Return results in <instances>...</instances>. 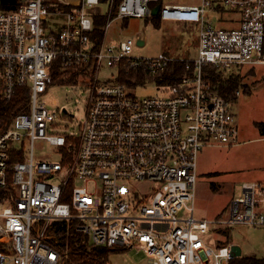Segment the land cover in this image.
<instances>
[{
    "label": "built area",
    "instance_id": "2783aa9c",
    "mask_svg": "<svg viewBox=\"0 0 264 264\" xmlns=\"http://www.w3.org/2000/svg\"><path fill=\"white\" fill-rule=\"evenodd\" d=\"M97 17L107 19L100 42ZM129 18L199 30V51L181 58L186 73L179 81L160 83L178 58L136 56L141 45L133 38L108 43L112 22ZM58 60L66 69L81 67L77 84L90 82L77 131L62 126L74 117L66 107L58 115L45 100ZM104 65L117 70L116 80L99 82ZM259 65L264 0H20L12 10L0 0V102L21 100L0 131V264H64L49 236L57 222L95 247L143 251L150 264H230L240 250L221 238L213 243L208 233L227 225L264 227V184L245 183L219 220L197 219L188 205L201 151L229 147L239 133L231 102L205 71ZM123 72L146 81L121 82ZM153 81L165 95H135ZM242 93L237 89L236 97ZM37 145L49 152L38 154Z\"/></svg>",
    "mask_w": 264,
    "mask_h": 264
},
{
    "label": "rangeland",
    "instance_id": "374dc122",
    "mask_svg": "<svg viewBox=\"0 0 264 264\" xmlns=\"http://www.w3.org/2000/svg\"><path fill=\"white\" fill-rule=\"evenodd\" d=\"M169 2L190 3L195 0H167ZM158 24V25H157ZM146 37L144 46L135 45L134 55L142 57L157 56L161 53L172 58L191 60L197 56L200 46L199 30L191 23L161 22L155 23L152 19L129 18L112 22L107 33L108 43L133 38L137 41L138 35ZM175 61V62H176ZM92 70H89L91 72ZM173 72L168 70L165 79ZM223 72L224 76L239 74L238 89L243 93L236 100L231 101L230 108L235 115L238 126L236 143L229 147H205L199 155L198 179L195 187L194 201L189 202L193 206L197 219L219 220L228 215L231 202L242 193L245 183L259 181L264 183V65L256 67L243 66L234 71ZM115 68L104 65L100 68L97 79L104 83L117 78ZM94 75H90L93 78ZM144 77V79H143ZM132 77L130 81L145 82L143 76ZM87 80L77 85H54L45 96L48 108L58 115L63 107H66L74 117L67 118L62 126L68 125L72 131H77L78 125L85 121L87 106ZM156 81L145 87L137 88L135 95L143 98L148 96L165 95L164 89H157ZM50 147L35 151L39 154L49 152ZM147 189L148 185H141ZM184 208V216H189ZM71 227H67L69 236ZM216 233L214 227L208 233L209 238L224 240V244H234L242 249L243 255L264 256V227H251L248 225L218 226ZM58 229V228H57ZM73 229V228H72ZM50 232L52 242L56 243L62 252L64 264H70V252L68 244L59 246L60 235ZM77 232V231H76ZM79 233V232H77ZM82 235V234H81ZM67 238V237H66ZM82 243L88 249L97 248L82 236ZM65 247V248H64ZM108 250V249H107ZM107 264H150L148 256L143 251L135 249L108 250Z\"/></svg>",
    "mask_w": 264,
    "mask_h": 264
},
{
    "label": "trees",
    "instance_id": "16d2710c",
    "mask_svg": "<svg viewBox=\"0 0 264 264\" xmlns=\"http://www.w3.org/2000/svg\"><path fill=\"white\" fill-rule=\"evenodd\" d=\"M19 1L20 0H4V7L8 10L15 9ZM154 21L155 23H161L160 19H155ZM106 22L107 19L105 17L96 18L94 36L99 42L102 41L104 37V26ZM80 68L66 69L60 60L56 61L52 69L54 79L53 85L77 84L79 81V72L82 70ZM171 69H173V72L167 76L166 79L164 78V81L160 82L161 84H173L179 81L186 73L185 62L174 61L169 71ZM205 72V77L211 81L213 87L218 90L220 95L225 97L230 102L237 99L235 92L238 89V85H240L238 73L231 74L230 76H224L223 72H217L215 69L209 67L206 68ZM132 77H140L141 79L143 76L139 73L131 72L127 75L123 72L120 75L119 80L121 82H127L131 85L130 79ZM128 78L130 79L128 80ZM152 79H154V77H152ZM20 101L21 100L18 99L14 103L0 102V131L9 126L14 114L21 109V105H18ZM56 225L58 228L57 230L59 231L58 234L60 235L59 246H62L63 249V246L68 244L70 264H107L106 256L109 249L107 250L106 248L97 247L87 250L85 244L82 243L83 239L81 233H77L73 226L71 227L69 236H65L68 232L67 227H69V224L66 222H57ZM230 264H264V256L258 257L256 255L241 254L232 260Z\"/></svg>",
    "mask_w": 264,
    "mask_h": 264
},
{
    "label": "water",
    "instance_id": "95a60500",
    "mask_svg": "<svg viewBox=\"0 0 264 264\" xmlns=\"http://www.w3.org/2000/svg\"><path fill=\"white\" fill-rule=\"evenodd\" d=\"M159 8H160V7L157 6V7L153 10V14H154V15L157 14ZM137 42H138V44L141 45V46L144 45V43L146 42V37H145V36L143 37V35L139 34V35H138V38H137ZM64 111L66 112L67 110L64 109Z\"/></svg>",
    "mask_w": 264,
    "mask_h": 264
},
{
    "label": "crops",
    "instance_id": "0c3cea01",
    "mask_svg": "<svg viewBox=\"0 0 264 264\" xmlns=\"http://www.w3.org/2000/svg\"><path fill=\"white\" fill-rule=\"evenodd\" d=\"M221 20H222V19H221ZM218 25L221 26L222 24L218 22ZM254 182H259V181H254ZM261 183H262V182H261ZM263 184H264V183H263ZM233 245H234V244H233ZM235 246L239 249V246H238V245H235ZM241 252H242V249H240V251H239V254H240V255L242 254Z\"/></svg>",
    "mask_w": 264,
    "mask_h": 264
}]
</instances>
